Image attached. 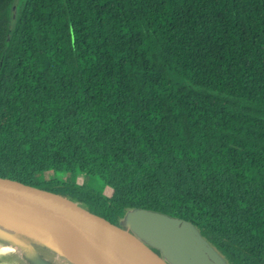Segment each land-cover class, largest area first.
Masks as SVG:
<instances>
[{
    "label": "trees",
    "instance_id": "16d2710c",
    "mask_svg": "<svg viewBox=\"0 0 264 264\" xmlns=\"http://www.w3.org/2000/svg\"><path fill=\"white\" fill-rule=\"evenodd\" d=\"M0 166L264 264V0H0Z\"/></svg>",
    "mask_w": 264,
    "mask_h": 264
},
{
    "label": "water",
    "instance_id": "95a60500",
    "mask_svg": "<svg viewBox=\"0 0 264 264\" xmlns=\"http://www.w3.org/2000/svg\"><path fill=\"white\" fill-rule=\"evenodd\" d=\"M15 17L16 7L12 20ZM0 210L34 220L93 264H200L203 259L214 264L201 239L176 219L138 212L145 214L140 225L40 178L1 166Z\"/></svg>",
    "mask_w": 264,
    "mask_h": 264
},
{
    "label": "bare ground",
    "instance_id": "6f19581e",
    "mask_svg": "<svg viewBox=\"0 0 264 264\" xmlns=\"http://www.w3.org/2000/svg\"><path fill=\"white\" fill-rule=\"evenodd\" d=\"M0 215L13 221L12 226L9 228L16 230L19 233H23L31 238V240L27 243L22 242L18 237L11 235L10 233H8L7 235V237L10 238L14 243H16L20 248H23L24 250H30L29 252H31V255H34L35 257L33 263L38 262L41 264H45L43 262H47L42 261L41 259H38L36 257V254H42L41 249H44L43 247L39 249L37 247V245L39 244L57 252V256H52L50 254H47L48 252L45 251L46 254H44V256L47 259H55L60 264H67V261L65 260L72 261L75 264H90L87 258L71 244H69L56 234L52 233L42 225L38 224L34 220L25 216L2 210H0ZM180 225L184 229H187V226L189 227L188 224ZM189 232L193 236L195 235L191 228L189 229ZM195 237L197 236L195 235ZM200 242L202 241L200 240ZM187 264H191V262H188Z\"/></svg>",
    "mask_w": 264,
    "mask_h": 264
},
{
    "label": "rangeland",
    "instance_id": "374dc122",
    "mask_svg": "<svg viewBox=\"0 0 264 264\" xmlns=\"http://www.w3.org/2000/svg\"><path fill=\"white\" fill-rule=\"evenodd\" d=\"M19 2H20V0H17V3H19ZM52 160L53 161H50L49 163H47V165L39 166L37 169L43 170V169L48 168V167H51V168H61V166L58 165V162L59 163L61 162V161H59L58 158H55V159H52ZM54 160H56L57 162L54 161ZM62 168H64V167L62 166ZM90 172L92 174H94L95 173V170L94 169H91ZM80 179H82V176L80 177ZM131 218L133 220H135L140 225H144V223H145V221H144L145 220V214H143V213H141V214L138 213V212L133 213L132 216H131ZM12 223H13V221H11V220H9V219H7V218H5V217H3V216L0 215V235H3V237H7L8 233H10L11 235H14V236L18 237L22 242H27L28 243L31 240V238L29 236L23 234V233H19L16 230H13V229L9 228V227L12 226ZM190 227L191 226H189V227L187 226V229L186 230H188V232H189ZM191 229H193V228L191 227ZM196 236H198V235H196ZM193 237H195V235ZM201 241L204 242L203 240H201ZM7 245H8L9 248H12L14 251L18 252L22 256V260L26 264H41V263H38V262H34L33 263V261L35 260V257H34V255H31V252H29L30 250H24L23 248H20L12 240L7 241ZM202 245L205 247V249L207 250V252H209V255L212 256L211 258H213V259H210V260H213L214 264H225L224 261L221 259V257L211 247H209L205 242L202 243ZM37 247L39 249H41V247H43L44 250H47V249H45L46 248L45 246H42V245H39V244L37 245ZM5 248L7 249L6 246H5ZM36 257L38 259H41L42 261H47V262H43L45 264L46 263L47 264H60L55 259H47L44 256V254H41V253L36 254ZM65 261H67L68 263H71L68 260H65ZM184 262H186V261H184ZM203 263L204 264H213V263H207L206 259L205 260L203 259L200 262V264H203ZM71 264H73V263H71ZM90 264H93V263H90Z\"/></svg>",
    "mask_w": 264,
    "mask_h": 264
},
{
    "label": "crops",
    "instance_id": "0c3cea01",
    "mask_svg": "<svg viewBox=\"0 0 264 264\" xmlns=\"http://www.w3.org/2000/svg\"><path fill=\"white\" fill-rule=\"evenodd\" d=\"M5 239H6V247H7V249H9V250H13L12 248H9L8 247V245H7V241H9V240H11L10 238H8V237H4ZM14 251V250H13ZM16 252V251H15ZM21 258H22V256L18 253V252H16Z\"/></svg>",
    "mask_w": 264,
    "mask_h": 264
}]
</instances>
